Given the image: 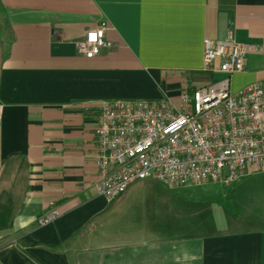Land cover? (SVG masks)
I'll use <instances>...</instances> for the list:
<instances>
[{
    "label": "crops",
    "instance_id": "crops-1",
    "mask_svg": "<svg viewBox=\"0 0 264 264\" xmlns=\"http://www.w3.org/2000/svg\"><path fill=\"white\" fill-rule=\"evenodd\" d=\"M104 23L113 47L88 59L80 44ZM230 34L257 49L231 91L264 87V0H0V264H264V228L128 222L141 189L99 195L102 103L223 81L203 70V42ZM51 203L60 217L41 227Z\"/></svg>",
    "mask_w": 264,
    "mask_h": 264
},
{
    "label": "built area",
    "instance_id": "built-area-1",
    "mask_svg": "<svg viewBox=\"0 0 264 264\" xmlns=\"http://www.w3.org/2000/svg\"><path fill=\"white\" fill-rule=\"evenodd\" d=\"M108 28L104 23L87 31L79 47L86 58L113 47ZM203 46V70L224 73L223 81L184 92L177 101L163 96L102 103L95 118L100 196L114 201L146 179L198 186L264 173V87L230 89L231 77L246 70L257 49L233 34L224 41L206 38ZM59 217L51 203L37 223L44 227Z\"/></svg>",
    "mask_w": 264,
    "mask_h": 264
},
{
    "label": "rangeland",
    "instance_id": "rangeland-1",
    "mask_svg": "<svg viewBox=\"0 0 264 264\" xmlns=\"http://www.w3.org/2000/svg\"><path fill=\"white\" fill-rule=\"evenodd\" d=\"M220 184L237 201L226 205L225 196L217 188ZM220 184L175 188L153 179L138 181L130 189L139 188L142 193L127 201V221L156 224L192 219L202 221V229L211 232L237 231L243 226L264 228V173ZM191 224L196 226L194 222ZM199 229L202 231L201 225Z\"/></svg>",
    "mask_w": 264,
    "mask_h": 264
}]
</instances>
